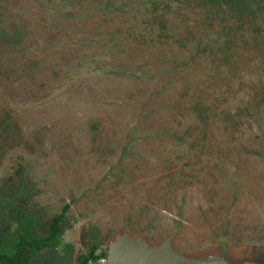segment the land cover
Here are the masks:
<instances>
[{
  "label": "rangeland",
  "instance_id": "obj_1",
  "mask_svg": "<svg viewBox=\"0 0 264 264\" xmlns=\"http://www.w3.org/2000/svg\"><path fill=\"white\" fill-rule=\"evenodd\" d=\"M168 4L0 0V26L26 33L20 47L0 43V118L11 119L0 179L23 166L32 205L70 203L68 264L91 227L103 240L178 232L186 253L264 246V22L227 60L218 45L197 55L217 26Z\"/></svg>",
  "mask_w": 264,
  "mask_h": 264
},
{
  "label": "trees",
  "instance_id": "obj_2",
  "mask_svg": "<svg viewBox=\"0 0 264 264\" xmlns=\"http://www.w3.org/2000/svg\"><path fill=\"white\" fill-rule=\"evenodd\" d=\"M171 1L186 9L203 11L209 15L208 25L211 28L217 26L215 37L206 36L205 42H196L197 55L206 50L211 51L218 45L213 51L222 54L223 59L227 60L244 29L246 31V27H252L258 35L261 28L259 23L264 22V0H150L152 13L165 12ZM163 2H166V6L160 7ZM160 19L161 28L167 30L163 14ZM25 36L22 29L7 32L0 26L1 44L17 48L23 45ZM194 110L198 111L197 108ZM204 110L197 114L202 123L205 120ZM10 120L6 116L0 118V155L10 135ZM37 193L23 166L19 165L11 176L0 179V264H41L40 259H44V264H68L72 247L63 244V237L68 230L73 229L70 203L63 205L59 213L50 214L44 208L32 205ZM113 237L110 235L103 240L95 227H91L90 231L82 228L80 242L85 250L78 254L75 264H98L107 255L101 246ZM59 248H62V252L58 251Z\"/></svg>",
  "mask_w": 264,
  "mask_h": 264
},
{
  "label": "water",
  "instance_id": "obj_3",
  "mask_svg": "<svg viewBox=\"0 0 264 264\" xmlns=\"http://www.w3.org/2000/svg\"><path fill=\"white\" fill-rule=\"evenodd\" d=\"M178 232L159 242L129 230L118 233L105 247L107 264H264V246L231 249L225 245L186 253L175 245Z\"/></svg>",
  "mask_w": 264,
  "mask_h": 264
},
{
  "label": "built area",
  "instance_id": "obj_4",
  "mask_svg": "<svg viewBox=\"0 0 264 264\" xmlns=\"http://www.w3.org/2000/svg\"><path fill=\"white\" fill-rule=\"evenodd\" d=\"M98 264H107V259H106V258H101V259L98 261Z\"/></svg>",
  "mask_w": 264,
  "mask_h": 264
}]
</instances>
